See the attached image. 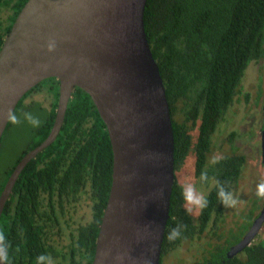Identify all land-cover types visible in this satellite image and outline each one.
Masks as SVG:
<instances>
[{"label":"trees","instance_id":"obj_1","mask_svg":"<svg viewBox=\"0 0 264 264\" xmlns=\"http://www.w3.org/2000/svg\"><path fill=\"white\" fill-rule=\"evenodd\" d=\"M26 1L0 0V9L11 10L7 24L0 21V48ZM144 28L169 102L174 165L189 153L190 130L199 123L192 150L196 164L203 166L208 163L214 128L242 93L246 68L264 59V0H147ZM42 88L52 104L44 108L43 123L34 131L36 139L23 154L47 137L54 121L59 90L56 78L45 79L29 90L15 112L30 104L40 107L37 101H24ZM175 114H180L182 120H175ZM23 154L6 171L0 192ZM112 162L106 126L90 96L76 87L56 139L24 167L2 210L0 231L10 243V264H36L40 254L66 260V264H92L111 185ZM245 162L243 154L223 156L218 163L222 166L219 181L228 187L226 183L237 180ZM215 193L214 188L207 197L209 204L201 215L203 226L210 220ZM176 196L174 183L161 258L194 233L184 234L190 223L186 216L174 213ZM79 207L87 210V218L78 219ZM220 207L223 220L225 208L222 204ZM82 219L84 222H80ZM179 223L186 225L182 237L169 242V231ZM250 223L251 219L245 217L238 229L225 237V244L213 245L202 264H264V225L259 236L240 254L232 258L225 254L227 244L239 241Z\"/></svg>","mask_w":264,"mask_h":264},{"label":"water","instance_id":"obj_2","mask_svg":"<svg viewBox=\"0 0 264 264\" xmlns=\"http://www.w3.org/2000/svg\"><path fill=\"white\" fill-rule=\"evenodd\" d=\"M147 0H27L0 48V140L6 114L41 81L59 82L47 137L25 153L0 192V216L24 167L53 143L76 87L92 99L112 149V178L92 264H160L174 182L169 102L144 28ZM49 42L54 50L47 51ZM261 156L264 167V101ZM264 205L226 253L250 245Z\"/></svg>","mask_w":264,"mask_h":264},{"label":"rangeland","instance_id":"obj_3","mask_svg":"<svg viewBox=\"0 0 264 264\" xmlns=\"http://www.w3.org/2000/svg\"><path fill=\"white\" fill-rule=\"evenodd\" d=\"M241 86L242 93L234 102L231 110L226 113V117L223 120L224 123L218 133V136L219 134L228 136L227 131L234 128L237 133L235 141H238L241 151L246 156L241 178L232 189L234 194L239 196L242 203L236 209L225 210L223 222L220 229H218V233L223 235L222 239L229 235L228 231H236L250 211V213L253 211L256 214L260 206L263 205V200L255 196L256 185L264 181V169L261 162L259 163L260 159L255 146L259 145V137L262 129L264 59L261 62L250 63L245 70ZM245 94H247L246 97L248 99H246ZM35 101L40 103L41 108L38 106L39 104H30L27 108L18 109L16 113L19 115L22 112H32L38 115L43 121L46 115L44 108L48 109L52 104L51 97L45 88H42L40 92L31 94L24 102L25 104H29ZM174 118L177 121L182 120L180 114H176ZM35 129L27 123H21L19 125L9 123L7 126L0 140V185L6 177L8 168L15 163L24 148L36 139L34 135ZM251 141L255 146H252ZM220 151L221 149L216 145L213 150L214 155ZM185 182H191L196 185L191 178L185 179ZM76 215L78 219L81 216L82 218L89 216L87 215V210L80 207ZM80 222H84V220L82 219ZM259 233L256 237L259 236ZM199 238L193 243L180 245L176 249L167 252L161 258V264H197L205 256H208L209 251L214 245L213 243L217 240L214 237L209 239L207 235ZM219 240L221 241V239Z\"/></svg>","mask_w":264,"mask_h":264},{"label":"flooded vegetation","instance_id":"obj_4","mask_svg":"<svg viewBox=\"0 0 264 264\" xmlns=\"http://www.w3.org/2000/svg\"><path fill=\"white\" fill-rule=\"evenodd\" d=\"M10 13H11L10 9H7L5 7H2L0 9V21L3 23V25L7 24V20H8V17H9ZM247 99H248V97H247ZM234 102H233V104H234ZM233 104L226 111V113L231 110ZM175 115H174V117H175ZM224 117H226V114H225ZM223 123H224V121L221 120L216 125V127L214 128V131L212 132L211 145H210L209 152L207 153V162L208 163H206L203 166H199L195 162L196 161V156H195V152L192 150V147H193V144L195 143L196 138H197V134H198L197 131H198L199 126H200V124L198 123L195 126L193 125L192 129L190 130L192 146L190 148L189 153L182 160L181 163L177 164L176 166L174 165V182H173V184L176 183V190H177V194H178V196H176V199L173 202L174 213L177 216H180V217L186 216L189 219L190 227L188 228L187 232H184V234H187V233H190L191 231H194L193 234L192 233L189 234V235H191L190 237L184 239L177 247H179L180 245L193 243L199 237H201V236L205 237V235H207L209 237V239H211L212 237L217 238V240L213 244H219V245L225 244V238L222 239L223 235L218 233V229H220V226H221L223 220H222L221 207H220L219 202L217 201L216 193H215V196L213 198L214 207H210V209H209L210 220H209L208 224L206 223L205 226L202 225V221H201L202 212H199V213L191 215V216L185 214V212L183 210V206H182L183 205V200H182V196H181L182 184L185 183V179H190V178L196 184L195 186H196V188H197V190L199 192H202L204 195H206V197L211 195L212 191L215 188V181H219L221 179V177H222V175H221L222 166L221 165L216 164L215 166H209L210 158L212 156H215L213 150H214V147L216 145L218 146V148L221 149V151L219 153H217L216 155H219V156H222V157L225 156V155H237V154H243L244 155V153L240 149V145H239L238 141H235V136L237 135V133H236L234 128H231V130L229 129L227 131L228 136L227 135L222 136L220 134L218 136L219 130L221 129ZM188 125H190V122L188 123ZM261 131H262V129H261ZM259 138H260L259 145L255 146L254 143H252V141H251V143H252V146H255V149L257 151L258 157L260 159L259 163L261 162V165L263 167L262 156H261V133H260V137ZM26 147L24 148L23 152L25 151ZM29 150H31V149H29ZM28 151H26V153ZM23 152H22V154H23ZM18 161H17V163H18ZM16 164H15V166H16ZM14 167H13V169H14ZM13 169H12V171H13ZM205 169H207V172H208V175L210 177V180H209V182L207 184H203L202 185L199 182V176H200L201 171H203ZM263 169H264V167H263ZM231 170H232V168H231ZM242 172H243V170H242ZM242 172H241V174H239V177L237 178L236 181H234V182L231 181V182H227L226 183L231 190L233 189L234 186H236L238 180L241 178ZM218 175H220V176L218 177ZM262 200H263V205H264V199H262ZM263 205L260 206V208L258 209L256 214L253 211H252V213H250L251 212L250 211L249 214L246 215V219L250 218L251 219V223L248 225V227L246 228L244 233L241 235V238L245 234V232L250 228V226L252 225V223L256 219V217L259 215ZM225 210H226V208L223 211L224 214H225ZM176 219H177V217L175 216L174 217V221ZM200 229H202V230H200ZM228 232H230V231H228ZM199 239H201V238H199ZM219 239H221V241ZM236 243H234V244H236ZM234 244L233 243L227 244L228 248H227L225 254L227 253L229 248L232 245H234ZM241 252H239L238 254H240ZM238 254H236V255H238ZM205 257L203 259H201V261H199L197 264H202L204 259H205ZM53 260H54L55 264H66V260H63L62 262L60 261L59 258H56V259H53ZM160 263H161V260H160Z\"/></svg>","mask_w":264,"mask_h":264},{"label":"clouds","instance_id":"obj_5","mask_svg":"<svg viewBox=\"0 0 264 264\" xmlns=\"http://www.w3.org/2000/svg\"><path fill=\"white\" fill-rule=\"evenodd\" d=\"M54 43L49 42L47 45V51L51 52L54 50ZM6 122L19 125L21 123H27L32 128H39L43 121L38 115L32 112H22L19 115L14 111L10 110L6 114ZM223 159L222 156L215 155L209 160V166H215ZM210 180L207 169L201 171L199 176V182L207 184ZM216 197L217 201L223 205L226 209H236L241 203L239 196L225 186L220 181H215ZM181 196L183 200V210L186 215H194L202 212L208 207L209 200L202 192H199L196 186L191 182H185L182 184ZM255 196L260 199H264V181L258 183L255 187ZM186 228L184 224H178L172 228L168 235L167 240L169 242L180 239L183 235V230ZM10 243L7 236L3 231H0V264H10ZM36 264H55L53 258L48 254H40L36 257ZM144 264H150L149 260H145Z\"/></svg>","mask_w":264,"mask_h":264}]
</instances>
